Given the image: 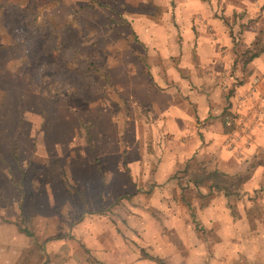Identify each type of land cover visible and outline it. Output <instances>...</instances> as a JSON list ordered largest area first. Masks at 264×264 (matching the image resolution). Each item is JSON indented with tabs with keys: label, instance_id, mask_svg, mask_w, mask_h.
<instances>
[{
	"label": "rangeland",
	"instance_id": "374dc122",
	"mask_svg": "<svg viewBox=\"0 0 264 264\" xmlns=\"http://www.w3.org/2000/svg\"><path fill=\"white\" fill-rule=\"evenodd\" d=\"M208 8L232 43L228 109L264 0H0V264H264V134L191 155L241 176L226 196L194 187L192 134L169 130L164 89H198L181 45Z\"/></svg>",
	"mask_w": 264,
	"mask_h": 264
},
{
	"label": "crops",
	"instance_id": "0c3cea01",
	"mask_svg": "<svg viewBox=\"0 0 264 264\" xmlns=\"http://www.w3.org/2000/svg\"><path fill=\"white\" fill-rule=\"evenodd\" d=\"M196 6H198V4ZM207 13L202 15L207 16V22L209 24L213 23V26L210 27L201 20V23L196 26L195 32L193 31L190 33L191 37L186 35L185 37L187 38L184 40L185 44L183 43L181 45V48H184V46L188 44V51L193 52L192 75L196 80L195 85H197L198 89L194 88L190 91L191 93L189 92V95L182 93L179 97L174 94V90L169 88L164 89L166 92H164L165 95L169 98L166 102V107L172 106L177 108L175 111H173V109L172 111L170 110V114L168 115L169 119H173L177 122L171 123L172 125L169 130L176 132V134H178L177 136L181 138L192 134L190 135L192 144L185 154V156L188 157H190L196 149L200 150L201 148H206L207 152H220L219 154L225 156L238 153L245 154L246 150L256 146L262 141L260 134H264V114L260 118V130L257 128L248 140L240 139V141H236L234 139L235 141L233 143L227 136L226 130L222 124V114L226 109V100L216 82L220 74L230 72L229 69H231L232 62L230 48L232 43L230 37L225 34L224 27L221 24L218 26L216 18L211 16L209 8ZM184 30L189 33L187 29L184 28ZM247 66L250 68L249 75L245 76L244 80L235 85L239 90L248 87L254 74L264 72V52L253 58ZM225 79L228 80L232 78L229 77L227 79V77H225ZM260 86L264 89V81L260 83ZM233 102L234 100H232L231 109L234 110L235 106ZM188 103L193 104L192 115L187 109ZM191 117L194 118L193 125H191L192 122L189 124L188 121V118ZM195 133L199 136L195 137ZM186 139L187 138H185V140ZM27 143L28 148L32 150L34 137L31 136V133L28 135ZM187 145L188 142L186 143V146ZM11 182L9 174L6 173V175H4V171L0 170V185H4L8 190L9 186L13 184Z\"/></svg>",
	"mask_w": 264,
	"mask_h": 264
},
{
	"label": "built area",
	"instance_id": "2783aa9c",
	"mask_svg": "<svg viewBox=\"0 0 264 264\" xmlns=\"http://www.w3.org/2000/svg\"><path fill=\"white\" fill-rule=\"evenodd\" d=\"M263 81L264 72L256 73L247 88L235 89L234 110L231 105L222 114V124L233 143L235 140H248L260 124V118L264 114V89L260 86ZM219 85L226 89L227 80L221 78Z\"/></svg>",
	"mask_w": 264,
	"mask_h": 264
},
{
	"label": "trees",
	"instance_id": "16d2710c",
	"mask_svg": "<svg viewBox=\"0 0 264 264\" xmlns=\"http://www.w3.org/2000/svg\"><path fill=\"white\" fill-rule=\"evenodd\" d=\"M33 3L28 5V8H32ZM260 39H256L252 45L245 49L242 55V64H248L253 58L257 57L259 54L264 52V44L258 45ZM226 109L223 111V113ZM88 137V136H87ZM257 157V156H255ZM259 164V163H258ZM199 166V162L195 161V157L191 156L185 163V167L183 169L184 172L189 173V169L191 166ZM254 166V164H252ZM191 174H188V179L193 183L194 187L200 188L205 185L209 190H218L222 192L224 195L229 196L230 194L238 193L236 191L237 186L243 183L242 178L239 174L232 175L231 173L225 172L223 170L218 169L217 167H213L211 169H207L202 167H198L194 169ZM187 176V175H186ZM149 258H152L158 262V264H165L160 259H155L152 255H147Z\"/></svg>",
	"mask_w": 264,
	"mask_h": 264
}]
</instances>
